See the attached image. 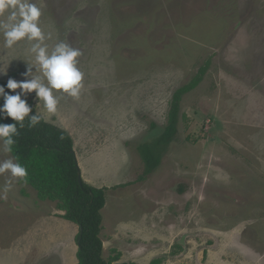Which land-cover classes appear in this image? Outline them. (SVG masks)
I'll use <instances>...</instances> for the list:
<instances>
[{
    "label": "rangeland",
    "instance_id": "1",
    "mask_svg": "<svg viewBox=\"0 0 264 264\" xmlns=\"http://www.w3.org/2000/svg\"><path fill=\"white\" fill-rule=\"evenodd\" d=\"M32 2L52 33L47 43L81 51L84 76L79 98L64 94L54 114L34 91L27 99L44 121L74 132L66 131L82 182L90 185L85 173L102 187L118 183L100 211L103 259L264 264V0ZM27 47L5 49L0 36V63L11 61L0 81L31 78L21 75ZM201 68V82L180 100L174 139L140 180L138 146L163 133L173 93ZM82 136L104 145L99 155ZM122 161L124 172L111 169ZM58 214L17 180L0 199V264H74L78 230L53 221Z\"/></svg>",
    "mask_w": 264,
    "mask_h": 264
},
{
    "label": "trees",
    "instance_id": "2",
    "mask_svg": "<svg viewBox=\"0 0 264 264\" xmlns=\"http://www.w3.org/2000/svg\"><path fill=\"white\" fill-rule=\"evenodd\" d=\"M205 72L201 68L196 76L185 86L177 89L172 95L167 125L163 133L152 142L138 146V153L143 163L140 180L152 174L160 163L161 150L174 139L178 119L179 103L182 96L193 90ZM6 82L0 81V85ZM10 90L5 89V92ZM17 92L19 90H16ZM14 94V93H10ZM21 99H24L22 96ZM30 115H36L32 103ZM3 98L0 97V106ZM15 123L11 118L0 120V124ZM17 124L18 135L13 137L16 143L12 146V157L27 169V185L31 187L40 201L56 204L59 216L73 223L78 228L76 235V262L74 264H128L119 261V253L113 261L102 257L103 242L100 238L102 217L100 211L105 205L106 188H95L81 181L78 184L80 171L73 151V141L63 129L47 123L41 118L34 127ZM154 260L151 264H159Z\"/></svg>",
    "mask_w": 264,
    "mask_h": 264
},
{
    "label": "clouds",
    "instance_id": "3",
    "mask_svg": "<svg viewBox=\"0 0 264 264\" xmlns=\"http://www.w3.org/2000/svg\"><path fill=\"white\" fill-rule=\"evenodd\" d=\"M41 7L32 0H0V36L3 47L12 49L21 41L28 45L27 53L30 62H26V70L21 73L30 79L17 81L8 78L6 84L0 85V120L11 118L15 123L0 124V153L12 152L16 143L13 137L18 135L17 124L23 128L28 118V126L34 127L41 121L40 115H30L32 107L28 102V95L35 92L37 103L49 114L57 111L60 98L66 94L78 99L83 87L84 73L77 67V58L82 55L78 48L60 41L51 46L47 41L52 40V33L45 32L40 26ZM0 63V75H7L10 65ZM5 89L10 90L5 92ZM19 89L17 92L16 90ZM14 93V94H10ZM24 99H21V97ZM7 174V178L0 188V199L6 200L17 180L27 183V169L16 162L14 157L0 159V175Z\"/></svg>",
    "mask_w": 264,
    "mask_h": 264
},
{
    "label": "crops",
    "instance_id": "4",
    "mask_svg": "<svg viewBox=\"0 0 264 264\" xmlns=\"http://www.w3.org/2000/svg\"><path fill=\"white\" fill-rule=\"evenodd\" d=\"M40 113V112H39ZM60 124V126L61 127H63V128H65L66 130L65 131H67L68 133H70L71 135H73L74 134V132L71 130V129H69L68 127H66L65 125H64V122H61V123H59ZM83 140L84 141H89V144L88 145H86L85 147H88L89 149H90V151H93V153H95V155H99V154H97L96 152L99 150V149H101V148H103V146L104 145H101L100 144V146H94L95 148H92V145H94V143H93V141H92V138H89L88 140H85V137H83L82 136V139H81V143L83 142ZM74 144V143H73ZM74 146H75V144H74ZM110 147H112V149H113V151H117V153L118 152H120V150H119V146L118 147H115L114 145L112 146V145H110ZM117 153L116 154H114L113 156L111 155L110 157H113V159H115L116 158V156H117ZM113 161H115V160H113ZM78 163V167H80V164H79V162H77ZM125 163V161L123 162H121V164H119L118 162L117 163H111L110 162V167H111V169H112V164L114 165V167H115V170H116V172L117 173H121V172H124L125 170H126V164H124ZM124 166H125V169L124 170H122L123 168H124ZM123 178H124V176H123ZM84 179H85V181L88 183V184H90L92 187H95V188H106V190L108 191V190H112V187H115V185H117V184H115V183H113L112 185H108V186H106V187H102V185L101 184H96V183H94V181L92 180L91 182H90V180H89V178L87 177V175H85V173H84ZM122 179H120V181H121ZM40 201V200H39ZM41 202H47V201H41ZM106 206V200H105V205H104V207ZM59 212H61V211H59ZM61 214H62V212H61ZM61 214H58L59 216L61 215ZM59 216H57V217H55V219H53V221H61V220H64V219H62L61 217H59ZM102 217V216H101ZM56 219H58V220H56ZM65 221V220H64ZM102 229L101 230H103L105 227H104V223H103V220H102ZM77 226L75 225V226H72L71 228H68V230H70V234H71V231L74 229V228H76ZM77 230H78V228H77ZM77 233H78V231H77ZM131 233H133L134 235H135V232H131ZM77 235V234H76ZM100 235H101V232H100ZM71 236V235H70ZM136 236V235H135ZM101 237V236H100ZM102 240V239H101ZM69 242H70V240H69ZM103 242V241H102ZM124 262V261H123Z\"/></svg>",
    "mask_w": 264,
    "mask_h": 264
},
{
    "label": "water",
    "instance_id": "5",
    "mask_svg": "<svg viewBox=\"0 0 264 264\" xmlns=\"http://www.w3.org/2000/svg\"><path fill=\"white\" fill-rule=\"evenodd\" d=\"M78 184L81 186V177H80V175H79V177H78Z\"/></svg>",
    "mask_w": 264,
    "mask_h": 264
}]
</instances>
